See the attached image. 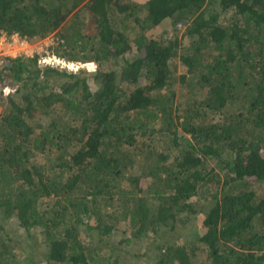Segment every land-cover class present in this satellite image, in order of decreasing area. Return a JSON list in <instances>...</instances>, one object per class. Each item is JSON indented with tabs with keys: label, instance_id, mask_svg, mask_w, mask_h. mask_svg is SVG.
Here are the masks:
<instances>
[{
	"label": "trees",
	"instance_id": "16d2710c",
	"mask_svg": "<svg viewBox=\"0 0 264 264\" xmlns=\"http://www.w3.org/2000/svg\"><path fill=\"white\" fill-rule=\"evenodd\" d=\"M59 29L92 70L0 65V212L44 249L0 222V264H264V0H0V37Z\"/></svg>",
	"mask_w": 264,
	"mask_h": 264
},
{
	"label": "rangeland",
	"instance_id": "374dc122",
	"mask_svg": "<svg viewBox=\"0 0 264 264\" xmlns=\"http://www.w3.org/2000/svg\"><path fill=\"white\" fill-rule=\"evenodd\" d=\"M140 2H147L148 0H138ZM74 16L71 15L69 18H67V20L65 21V23L63 24L62 28H66L68 26H70L74 20ZM77 19H80V21H83L86 19V14H85V10L84 9H80L78 12V16ZM61 29V27H60ZM57 30L55 33L47 36L44 39L38 40L36 42H30L28 40H24V39H19L16 36H1L0 37V62H3V59L5 60L4 57H17L19 55H24V56H32V55H39L41 59L45 58L47 59V64L49 62L48 59H52L51 61H54L56 63L53 62V67H56L58 70H62V71H68V72H72L70 70H67L66 68H62L64 67L63 64L61 63L62 60H64V58H59L58 56L60 55V49L61 46L58 47L59 45V33H61V31ZM183 32V29L174 32L172 25H171V21L169 19L164 20L159 26L155 27L149 34V37H155V38H160V37H164V38H174L177 34V38H180L181 34ZM137 33V30H136ZM182 42V41H181ZM183 45H186L188 43V39H184L183 40ZM178 53H183V49L181 48V45L178 49L177 55ZM179 57H175L174 60L172 61V67L174 68V75L175 77H179L184 75L185 73H187V69L186 66L178 59ZM50 61V62H51ZM65 61V60H64ZM67 62V61H66ZM69 63V62H67ZM78 63V62H77ZM3 64H5V62H3ZM81 69H91L93 68V65L91 63H89L88 65L85 63H81ZM46 65V64H45ZM41 67H44V64L40 63ZM45 68V67H44ZM77 72V71H76ZM94 87L92 86V89ZM177 91H179L177 89ZM179 94L181 95L182 93L179 92ZM159 147H161L160 145H158ZM261 193H264V188L262 187L259 190ZM4 224L3 227L5 229L6 232L9 233L11 241H10V246L13 247L15 249V252L18 253V256L20 258L21 255H24L25 257H36L35 260H37V256L44 250L43 246L41 247V236L38 234L37 231H31L30 232V236H27V234L19 227L18 222L16 220H14L13 218L7 219V218H3V216L1 215L0 212V222H3ZM1 224V223H0ZM189 224H182L181 230L178 229V232H174L171 233L168 237V239H174L177 236L179 237V235L183 236V233L187 231L186 227H188ZM125 226H121V228L119 229V232L123 231V234H119V236H117V238H113L110 240L112 242L111 246L107 245L106 248H103L104 245H100L99 246V250H105L108 251L113 248V246H117L118 247V243L117 240H123L125 239L126 235V231L124 230ZM36 241V246L34 248H32L33 243ZM126 243V244H125ZM122 244V250L123 252L125 251V249L128 252H142L143 249L140 248L139 243H136V241L134 240H130L129 243L125 242ZM146 244V243H145ZM149 248V246H145V249ZM25 249H30L33 250V254L30 253L29 251L25 250ZM14 252V253H15ZM115 256V255H114ZM32 259V258H30ZM146 259L145 262H143L142 264H146ZM26 264V263H24ZM43 264V263H41Z\"/></svg>",
	"mask_w": 264,
	"mask_h": 264
},
{
	"label": "clouds",
	"instance_id": "9594fccd",
	"mask_svg": "<svg viewBox=\"0 0 264 264\" xmlns=\"http://www.w3.org/2000/svg\"><path fill=\"white\" fill-rule=\"evenodd\" d=\"M45 59V58H43ZM42 60V59H41ZM41 60L39 61L41 63ZM63 64L64 67L62 68H66L67 70H70L72 72H76L78 70H80L82 67H81V62H69L67 63L66 61L62 60L61 62ZM42 64V63H41ZM53 65V64H52ZM70 65H72V67H70ZM44 67H53V66H44Z\"/></svg>",
	"mask_w": 264,
	"mask_h": 264
},
{
	"label": "built area",
	"instance_id": "2783aa9c",
	"mask_svg": "<svg viewBox=\"0 0 264 264\" xmlns=\"http://www.w3.org/2000/svg\"><path fill=\"white\" fill-rule=\"evenodd\" d=\"M17 37V36H16ZM47 59H42L41 60V63L42 64H44V66H53L52 64H53V62L54 61H51L52 59H48L49 60V62H48V64H47V61H46ZM51 61V62H50ZM3 62H0V65L2 64ZM54 63H56V62H54ZM46 64V65H45ZM70 67H72V65H70Z\"/></svg>",
	"mask_w": 264,
	"mask_h": 264
}]
</instances>
